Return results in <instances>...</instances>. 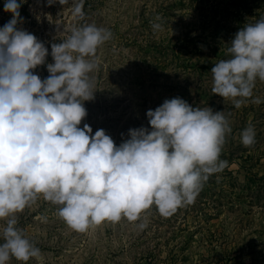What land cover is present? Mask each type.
Returning <instances> with one entry per match:
<instances>
[{
    "label": "rangeland",
    "instance_id": "obj_1",
    "mask_svg": "<svg viewBox=\"0 0 264 264\" xmlns=\"http://www.w3.org/2000/svg\"><path fill=\"white\" fill-rule=\"evenodd\" d=\"M70 8L71 0H24L18 27L49 50L45 63L32 70L41 79L50 75L51 44L61 42L65 26L111 31L98 48L99 67L89 74L95 93L84 101L80 127L104 129L119 145L129 129H151L149 109L181 97L193 107L225 111L232 131L220 159L228 165L209 175L185 213L178 207L164 216L152 205L137 221L122 217L83 232L58 215L59 205L40 196L16 215L17 227L41 255L27 262L12 257L8 264H264V81L257 78L253 96L238 98L245 102L236 108L233 98L212 92L211 72L230 57L235 33L264 17V0H84L82 19L73 18ZM11 15L0 0V27ZM249 125L255 143L245 146L241 133Z\"/></svg>",
    "mask_w": 264,
    "mask_h": 264
},
{
    "label": "clouds",
    "instance_id": "obj_2",
    "mask_svg": "<svg viewBox=\"0 0 264 264\" xmlns=\"http://www.w3.org/2000/svg\"><path fill=\"white\" fill-rule=\"evenodd\" d=\"M23 2L4 0L12 15L0 27V220L6 219L0 264L41 255L17 227L16 215L40 196L59 205L58 215L81 232L122 217L137 221L152 205L172 215L195 200L210 174L228 165L220 154L232 131L225 111L193 107L181 97L149 109L151 129H129L119 145L104 129L80 127L87 116L84 101L95 93L89 74L99 67L98 48L111 31L95 24L65 26L61 42L51 44L50 75L41 79L32 70L45 63L49 50L18 27ZM83 7L84 0H71L72 17L82 19ZM227 51L230 57L211 69L212 92L233 98L239 108L245 101L238 98L252 97L257 78L264 81V17L241 27ZM255 135L249 125L241 142L252 145Z\"/></svg>",
    "mask_w": 264,
    "mask_h": 264
},
{
    "label": "trees",
    "instance_id": "obj_3",
    "mask_svg": "<svg viewBox=\"0 0 264 264\" xmlns=\"http://www.w3.org/2000/svg\"><path fill=\"white\" fill-rule=\"evenodd\" d=\"M221 2H223V0H221ZM205 185H206V184H205ZM180 208H181L180 210L183 209V210H184V213H185L186 210L189 209L190 207H189V204H187V205L181 206Z\"/></svg>",
    "mask_w": 264,
    "mask_h": 264
}]
</instances>
